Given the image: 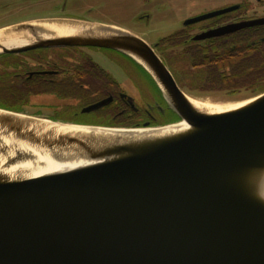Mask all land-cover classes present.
Returning a JSON list of instances; mask_svg holds the SVG:
<instances>
[{
	"label": "water",
	"instance_id": "1",
	"mask_svg": "<svg viewBox=\"0 0 264 264\" xmlns=\"http://www.w3.org/2000/svg\"><path fill=\"white\" fill-rule=\"evenodd\" d=\"M45 24L83 29L49 36ZM260 25L264 18L232 23L194 40ZM2 29L0 54L82 45L127 55L151 76L179 121L107 128L0 107V264H264V93L239 107L200 108L145 38L113 25L48 19ZM17 33L33 39L5 45L4 37ZM53 125L90 131L60 132ZM3 137L57 162L81 164L11 176L4 170L35 157L20 148L9 156Z\"/></svg>",
	"mask_w": 264,
	"mask_h": 264
},
{
	"label": "flooded vegetation",
	"instance_id": "2",
	"mask_svg": "<svg viewBox=\"0 0 264 264\" xmlns=\"http://www.w3.org/2000/svg\"><path fill=\"white\" fill-rule=\"evenodd\" d=\"M64 1L67 6L69 0ZM252 1L254 0H239V2L227 6H240L235 12L233 11L199 22L204 24L201 27L196 26L198 23L185 25V27H182L174 33L184 30L187 33L186 42L188 44L202 45V48L207 49L210 43H215L216 45L214 41L226 35L239 33L240 31L248 29L264 30V25L253 26L222 36L194 40L195 36L201 35L211 29L241 21L264 18V15L256 17L244 16L252 7ZM255 1L261 2V5H264V1L262 0ZM48 19H73L82 22L100 23L124 28L114 23L108 24L71 16H60L39 20ZM143 19L150 21L151 16L145 14L143 15ZM133 33L141 36L136 32ZM263 38L264 35L259 36L255 32L250 37L249 42L255 45L258 42H264ZM217 44L220 46L221 43L218 41ZM241 44L242 40H238L231 43L228 48H237ZM151 45L174 75L170 64L161 52L160 40L157 44ZM89 50L93 51L94 54H96L97 50H108L119 53L123 57H127L129 59L127 60L134 64L135 67L130 72L127 67L128 64L124 66L119 59L118 61L105 57L97 59V57L87 54ZM219 50L220 48L218 51ZM49 51L53 53V55H46ZM100 60L101 62H99ZM103 61L114 62L111 66H118L117 68H119L121 72L123 71L122 74L117 72L122 76V80H119L118 74L109 70ZM146 73L147 72L140 64L127 55L113 49L96 46L65 45L57 47H40L15 53H2L0 54V91L3 88H12L11 93L13 96H15L16 93L17 95L28 98V100L18 102L19 104H23L20 105L19 110L3 106L0 107L28 115L41 116L53 121L97 125L107 128H141L146 124H149V127L160 126L163 116H166L169 111L166 103L164 105L156 94L152 97L153 100L146 102L140 101L129 92L125 88L124 83L121 82L127 80L134 84L137 90H145V81L148 80ZM28 83L30 84L29 88H27ZM262 93L264 92L255 96ZM104 100H108L107 104L85 112L87 108ZM46 108L52 110V114L54 115L44 113V109Z\"/></svg>",
	"mask_w": 264,
	"mask_h": 264
},
{
	"label": "rangeland",
	"instance_id": "3",
	"mask_svg": "<svg viewBox=\"0 0 264 264\" xmlns=\"http://www.w3.org/2000/svg\"><path fill=\"white\" fill-rule=\"evenodd\" d=\"M264 1V0H262ZM239 0H69L67 6L64 0H0V28L16 25L23 22L45 18L71 16L81 19H89L111 24H117L136 32L148 40L151 44L157 42L175 31L185 27L188 19L203 15L237 3ZM235 12V11H234ZM150 15L151 20L143 19V15ZM264 15V5L261 2L252 1V7L245 14L246 17ZM145 18V17H144ZM202 23L196 24L201 27ZM95 52V51H94ZM50 51L46 55H50ZM90 56L97 59L112 58L129 68L131 72L135 65L130 63L127 57L108 50H97L96 54L89 50ZM128 59V60H127ZM101 62V60L99 61ZM106 67L121 73L117 67L111 66L114 62H105ZM118 74V79H121ZM125 88L140 101L153 100L156 94L146 82L145 90H137L130 81H121ZM184 90V89H183ZM192 98L203 102L223 106H231L242 101L256 97L251 93H243L237 99H226L218 96H199L184 90ZM44 113L52 114V110L44 109ZM54 115V114H52Z\"/></svg>",
	"mask_w": 264,
	"mask_h": 264
},
{
	"label": "trees",
	"instance_id": "4",
	"mask_svg": "<svg viewBox=\"0 0 264 264\" xmlns=\"http://www.w3.org/2000/svg\"><path fill=\"white\" fill-rule=\"evenodd\" d=\"M255 32L259 36L264 35L262 29H248L221 37L214 41L216 45L210 43L205 49L202 45L188 44L187 33L181 30L160 39V48L184 90L199 96L237 99L243 93L257 95L264 92V42L255 45L249 42ZM238 40H242L240 46L228 48ZM146 75L148 80L145 82L165 105L161 91L150 75ZM29 87L28 83L27 88ZM11 92L12 88H3L0 91V106L19 110L23 104L18 102L28 98L17 95L15 91L13 96ZM162 119L161 125L179 121V117L172 110Z\"/></svg>",
	"mask_w": 264,
	"mask_h": 264
},
{
	"label": "bare ground",
	"instance_id": "5",
	"mask_svg": "<svg viewBox=\"0 0 264 264\" xmlns=\"http://www.w3.org/2000/svg\"><path fill=\"white\" fill-rule=\"evenodd\" d=\"M45 27H47L48 32L46 33L47 35H72L74 33L80 32L82 31L83 27L82 25H76L74 27H72V25L70 27H63V26H59L56 24H45ZM6 31L5 29L0 30V35ZM45 34V35H46ZM29 35V34H26ZM24 33L22 34H11L10 36L4 37L3 41L5 43V45H17V44H21V43H25L28 42L29 40H32L33 37L32 36H26ZM191 97V96H190ZM191 100L200 108H204V109H215L217 111H221L223 109H228V108H233V107H239L240 105L245 104L244 102H240L231 106H219V105H215V104H210V103H203L200 102L194 98L191 97ZM212 111V110H211ZM184 123L178 124L177 126H175L176 128L178 127H182L184 126ZM45 129H49L51 125H45ZM53 127L57 128V131L60 132H88L90 130H88V127H80V126H54ZM175 127H171L169 129L175 128ZM98 132H116V131H122V130H97ZM143 130H137V132H141ZM152 131V130H149ZM3 141L6 145H8L11 148V152L10 155L11 156L15 150L18 148L22 149L23 151H27V152H33L32 154L35 157V160L33 161H27V162H22V163H17L12 167H9L7 169H5V173L13 176V175H23V176H34V175H39L42 173H47V172H51V171H60L63 169H69L72 167H75L77 165H80L81 162H57L53 159V157L47 153V152H42L39 151L35 148H32L24 143H18V142H14L13 139H7L6 137H3ZM5 161V158L3 156H0V164L2 165L3 162Z\"/></svg>",
	"mask_w": 264,
	"mask_h": 264
}]
</instances>
